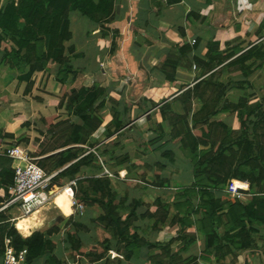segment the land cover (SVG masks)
Instances as JSON below:
<instances>
[{
	"label": "crops",
	"instance_id": "0c3cea01",
	"mask_svg": "<svg viewBox=\"0 0 264 264\" xmlns=\"http://www.w3.org/2000/svg\"><path fill=\"white\" fill-rule=\"evenodd\" d=\"M168 1L114 0L109 19L99 22L72 11L69 16L72 38L65 42V54L75 73L68 74L64 82L58 77L61 68L59 63L35 70L28 79H24L19 77L15 68L0 62V139L14 143L25 132L31 134L34 123L43 121L54 125L74 118V123L82 124L79 115L72 112L70 114L66 109L65 94L81 87H100L106 92L108 101L101 110L99 123L88 138L91 146H76L98 152L103 171L82 167L79 177L99 176L107 170L110 174L107 176L111 181V191L115 193L113 205L118 206L116 212L122 218L127 215L122 213L128 210L127 206L133 200H138L140 205L136 209L137 221H146L147 217L141 215L150 207L143 199L148 195L163 198L169 204L164 225L174 229L176 226L169 223L176 212L174 195L179 187H186L193 182V165L187 157H182L177 152V143L171 141V125L162 117L160 107L168 103L174 113L182 114L180 102L176 99L179 92L176 91L175 84L180 78L192 88L199 80H194L195 76H206L211 62L206 57V45L210 41L218 42L219 52L224 51L227 42L235 38L252 44L264 42V0ZM181 49H185L184 52ZM2 55L0 51V58ZM195 57L200 60V64H195ZM167 61L176 63L175 79L172 81L163 73L167 68H163V65ZM193 64L195 69L192 68ZM29 70L27 66L22 75ZM249 75L247 78L238 75L232 79L238 83L246 81L248 93L253 92V95L250 94L253 99L248 102H257L258 110H263L264 61H255ZM110 99H114L115 103L109 102ZM220 109L218 108L217 119L228 124L227 120L234 118L235 124L238 123L235 114L232 117L219 112ZM256 118V114H253L248 120L252 124ZM234 120L231 119L230 124H234ZM262 121L264 123V118ZM120 123L121 127L116 129L115 124ZM164 141L169 142V145L162 144ZM24 148L28 149L26 146ZM165 151L171 152L172 159L162 155ZM133 157H136L137 171L130 167ZM12 164L10 158L0 156V169L9 167L13 171ZM157 164L161 167H157ZM178 177L182 180L179 181ZM73 180L76 185V179ZM75 185L67 186L71 188ZM171 191H174V195L168 198L167 195L173 193ZM214 192L218 197L224 195L222 190ZM69 195L73 196V191ZM197 200L193 197L194 203ZM119 202L123 205H119ZM68 203L71 204L72 199ZM72 211L69 216H76L77 220L94 231L91 223L95 215L93 208L82 205L74 207ZM37 212L36 210L32 215L38 216ZM19 217L15 216L11 220L14 224L16 220L21 228L27 227L31 232L26 236L30 235L31 225L24 224V219L18 221ZM136 225L140 227L139 234L148 241H164L157 238L158 231L164 226L154 228L146 225L145 228L148 227L149 230L146 231L143 226ZM91 234L79 232L77 237L87 247L96 241L95 233L94 237ZM197 243L204 248L202 239H198L193 245ZM112 251L115 253L112 254ZM119 256L123 257L125 264H150L144 252L135 261L124 257L123 251L116 248L110 249L97 263L117 261ZM38 259L32 263L35 264Z\"/></svg>",
	"mask_w": 264,
	"mask_h": 264
},
{
	"label": "trees",
	"instance_id": "16d2710c",
	"mask_svg": "<svg viewBox=\"0 0 264 264\" xmlns=\"http://www.w3.org/2000/svg\"><path fill=\"white\" fill-rule=\"evenodd\" d=\"M113 2L114 0H18L16 3L12 2L6 6H1L0 40L5 44V47H0V50L4 51V55H8L7 61L10 62V67L18 71L19 77L28 79L33 71L59 63L61 68L58 77L64 82L63 75L75 73L65 54L67 49L65 42L72 38L69 20L70 13L77 11L95 22L103 21L109 19ZM172 2L173 0L168 1V3ZM240 40V38L230 40L232 44L231 51L239 54L225 64H223L222 59H218L223 52H219L218 42L210 41L206 45V57L210 61L218 59L219 67L207 76L197 78L199 80L196 84L198 83L199 87L202 86L203 90H206L210 86L216 85L218 74L223 71L229 73L232 77L238 75L247 77L251 73V67L255 61L262 63L264 60V49H260L259 46L257 47V43H254L247 50L242 51ZM68 49L70 50L71 48ZM181 50L184 52L185 49ZM251 59L252 61H248ZM194 60L195 64H200L198 58L195 57ZM169 63L167 61L166 65H163V68L167 67L163 73L168 80L172 81L175 79L174 70L176 63ZM27 66H29L30 70L22 75ZM206 77L207 79L203 82ZM192 91L193 88L186 87L178 94L176 99L179 100V96L182 94L191 96ZM66 97V109L82 117L87 113L93 114L96 111H101L107 101L106 92L100 87L73 89ZM112 101L115 103L114 99ZM239 104L236 109L238 111L237 117L240 120V127L243 128L249 117L259 112V106L257 102L251 104L248 100H242ZM181 108L184 113L177 114L171 110L168 103L160 107L162 117L171 125V141L174 143L180 142L176 137L175 126L177 124L175 121L183 116L187 120V114L192 107L190 104L186 107L181 104ZM84 123H68L67 120H64L54 124V126L59 127L65 126L64 132L61 131L62 135L56 146L33 152L32 155L38 157L36 163L47 174L57 172L51 180L52 185L58 186L64 179H76V190H74L75 204L88 207L98 206L103 209L100 214L91 219L96 234L95 244L89 246L93 247V253L96 254L93 262H99L110 249L116 248L118 251H123L124 257L135 261L144 252L150 264H158L159 262H154L148 257L151 249L156 248L162 253L161 255L168 256L173 254L172 246L177 243L176 250L187 253L198 239H202L205 246L200 258L208 262L214 260L216 263H221L226 257H229L236 249L241 247L244 241H241L240 238H245L247 242L253 240L254 234L264 238V191L258 190L253 185L250 187V181L246 178L244 180L248 181L249 189L253 193L250 199L241 201L227 198L226 196L218 197L214 191L223 190L229 183L240 182L242 179L240 181L236 179L249 170H244L241 167L243 163H238L235 166L239 169V172L232 174L231 178L226 182L225 179L220 178V172H216L213 168L212 163L215 162L214 159L216 157L208 155L204 159L206 150L199 148V146L206 142L195 139L193 148L187 145L184 140L180 142L182 153L187 158H190L194 167L193 182L186 187H179L174 195L176 212L169 223L175 225L180 233L167 241H148L139 234L140 227L136 225L138 220L136 209L140 205L138 200L132 201L131 211L122 218L115 211L118 207L113 205L115 193L111 191V181L105 173H101L99 176L79 177L82 167L103 171L98 152L76 146L80 144L91 146V144H88V138L95 128L92 125H88L86 121ZM221 125L224 124L221 123ZM120 127L121 123L115 124L116 129ZM199 138L206 139V134L201 135ZM55 148L64 149L55 154L43 155L53 151ZM162 155L172 159L170 151H165ZM157 167H161V165L157 164ZM0 171L13 172L9 167L0 169ZM253 173L258 175V171L255 169ZM193 197L198 199L196 203L193 202ZM157 201H159V198H157ZM3 204L4 201L0 197V264L6 238L10 239L15 249L26 248V264H30L33 260L41 257L47 250L45 236L49 232L33 231L29 236L23 237L15 226L11 224L9 218H5L2 215L4 209H1V207ZM121 204L119 202V205ZM165 205L169 208L168 203ZM141 216L144 217L145 213ZM166 218L167 214L159 219L156 218L153 222V227L157 228L159 223L164 225ZM189 229H194V235L186 240L182 235L186 234ZM220 229H223V232ZM183 239L185 240L183 241ZM118 243L123 245L120 246ZM197 259L191 254L187 257L179 258L181 261L177 264H189ZM112 263L114 262L109 261L106 264Z\"/></svg>",
	"mask_w": 264,
	"mask_h": 264
},
{
	"label": "rangeland",
	"instance_id": "374dc122",
	"mask_svg": "<svg viewBox=\"0 0 264 264\" xmlns=\"http://www.w3.org/2000/svg\"><path fill=\"white\" fill-rule=\"evenodd\" d=\"M17 1L18 0H0V7L6 6L7 4H10L12 2L16 3ZM227 43H229L227 44V50L223 51L220 55V58H218L220 60H223V64L229 62L234 56L239 54H235L234 51H231V41ZM241 43L242 46H240V48H242L243 51L247 50L249 47L252 46V43H250V41L248 43ZM258 46L260 49L263 50L264 42L257 43V47ZM0 47H5V44L1 40ZM0 51L3 54L0 58L1 64L10 67V62L7 61L8 55H4V51ZM218 59H215L214 61L210 62V67L206 71V76L210 72L218 69ZM236 67H238V65H236ZM224 68L226 67L224 66ZM66 77L67 75H63V79H65ZM200 77L201 76H195L194 80ZM217 78L218 79H216V85L210 86L209 88H207L208 90H203V87H199V84L197 83L192 87L193 91L191 96H187V94H182L179 96L178 101L180 102V107L181 104L184 105V107L190 104L192 108L191 111L187 114V120L185 119V116L176 119V137L178 140H180V142H182V140L186 141V144L189 145L191 148L194 147L195 139L199 141H205L206 143L201 144L199 146V148H204L206 150L204 159L207 158L208 155H210V157H216L214 159L215 162L212 163L213 168L216 172H220V178L225 179L226 182H228L232 174H234L235 172H239V169L236 168L235 165L240 162L243 163L241 167L244 170L246 169L249 171L245 172V174H243L241 177H238L236 180L240 181L241 179L244 180L247 178L250 181V187H252L253 185L256 186L258 190L264 191V123L262 121V118H264V109L259 110V112L256 114L257 118L255 119V122L251 124L250 120H247L243 128L240 127V120L238 117V123L236 124L234 118L228 119L227 123L229 125L224 123L220 119H217L218 108H221L219 112H225L231 115L232 117L234 116V114L237 116L238 111L236 112V109L238 105H240L239 103L242 100L251 101L253 99V97L252 99L250 98V94L253 95V92L248 93L249 91L246 88V81L245 83L240 82L242 86H238V84L240 83L234 81V79H232L233 77L225 71L219 73ZM206 79L207 77L203 79V82ZM235 79L239 80V77H236ZM177 80L178 82L175 84L177 87L176 91L180 93L183 89L188 87V83L184 79L179 78ZM67 95L68 94H65V96ZM111 101L112 99L109 100V102ZM182 113H184L183 110ZM101 114V111H96L93 114L87 113L84 117L79 116V118L81 119L82 123L86 121L88 125H92L94 128H96L97 124L99 123V118ZM231 119L232 121L234 120V124H230ZM73 120L75 119L72 118L67 121L68 123H74ZM217 122H221L225 126ZM64 127L65 126L63 125L60 127L54 126L51 122L49 124L48 121L34 123L31 128V134H26L25 132V134H23L21 138H17L15 143L21 146L23 145L24 147L26 146L28 148L27 150L29 153H33L39 150H45L47 148H50L51 146H56L60 136L62 135L61 131L64 132ZM203 134H206V139L199 138ZM180 142H177V152L180 154V156L186 157L180 149ZM167 143L169 145V142H162V144L164 145ZM81 148L88 150V148L84 146ZM60 149L61 148H55L53 151H49L43 155L47 156L55 154ZM188 160L191 161L190 158H188ZM135 162L136 157H133L131 161V166L129 165L133 169V171H137L138 168V164ZM190 163L192 165V162ZM193 169L194 167H192V171ZM254 169L258 171V175H255L253 173ZM0 175V197L5 203V201L8 200L10 196L8 186L11 184L13 172L0 171ZM177 179L179 181L182 180L179 177ZM144 180L148 181V179ZM69 183L70 182L68 181V179H64L60 185L55 186V188L53 189L61 190L63 188L59 192V194L62 195L65 190V187H69L67 186L70 185ZM129 183L131 185L133 184V182ZM71 188H69V194H71L72 191L74 193V190H76L75 186H72ZM225 188L226 186L224 187V189ZM171 192L173 193H169L170 195H167L168 198L174 195V191ZM59 194H56L53 197V203L46 205L40 211L37 210L39 212L38 216L32 215L23 218V216H20L21 213L15 205L5 208L2 211V215L5 218H9L11 224L13 225L14 222L11 219L15 216H20L18 218V221L24 219V224L31 225L32 232H49V234L45 236L47 250L41 257H39L35 264H98L97 262H93L96 258V254L93 253V247H86L81 243L79 237H77V233L79 232H91L94 237L95 232L93 231V228L90 230V226H88L82 221L77 220L76 216H69L68 214L74 208L72 206V203H68V201L71 200V196L69 194H65L62 197ZM157 198H159L160 202L157 201ZM143 200L147 201L150 207L145 213L147 220L137 221L136 223L143 226V228H145L146 225H148L149 227H153L154 220L156 218L159 219L160 217L165 216L169 212V208H167V205H165L166 202L163 200V198L160 197L154 198L153 196L148 195V197H145V199ZM131 204L132 202L129 204V207H127L128 210H124V212H122L124 213V215H128V213L131 211ZM91 208L94 209V217L100 214L103 210L98 206H92ZM38 223H40V225ZM82 224L84 225V227ZM18 225L17 221L15 220L14 226L16 230L23 237H27L26 234L23 235L21 233L20 230H22V228L20 227V224ZM158 226H161V224L159 223ZM162 226L165 227V225ZM164 227L160 229V232L158 231L157 238L160 240L165 241L170 237L178 236L176 235V231L178 234L180 233L177 227H175L174 229H171L167 226L165 227V229ZM145 230L149 231L148 227L145 228ZM220 231L223 232V229H220ZM30 232L31 231H29V233ZM192 235H194V229H189L186 234L182 235V237L187 240ZM185 239H183V241ZM244 239L240 238L241 241H244L241 247L236 249V251H234L228 258L224 259V262H222V264H264V238L258 234H254L253 240L251 242H247V240ZM176 246L177 243L173 244L172 246V255H161L162 253L155 248L150 250V256L148 255V257H150L151 260L154 262H159L158 264H177L179 261H181L179 260V258L187 257L192 254L193 257H197L198 259L196 261H191L189 264L216 263L214 262V260H210L212 262H204V260L200 258V254L203 248L199 247L198 243L190 247L191 249L189 253L177 251ZM114 253L115 251H112V254ZM119 259L122 260L123 257L119 256ZM119 259L117 261L111 260L112 262H114L112 264H125L123 260L120 262Z\"/></svg>",
	"mask_w": 264,
	"mask_h": 264
},
{
	"label": "built area",
	"instance_id": "2783aa9c",
	"mask_svg": "<svg viewBox=\"0 0 264 264\" xmlns=\"http://www.w3.org/2000/svg\"><path fill=\"white\" fill-rule=\"evenodd\" d=\"M192 68L195 69L196 66L193 64ZM0 156L10 158L13 163L12 181L8 186L10 196L1 209L15 205L21 212L20 216H28L35 210L53 203L55 195L53 188L56 185H52L51 180L57 172L47 174L36 163L38 157H34L27 149L15 142L0 139ZM104 173L110 175L107 170H104ZM70 184L75 185V181L70 180ZM245 184L247 187H240ZM222 191L227 198L241 201H247L253 195L247 180L229 183ZM72 206L82 207L81 204H75L73 196ZM26 254V248L17 250L12 246L10 239L6 238L1 264H26Z\"/></svg>",
	"mask_w": 264,
	"mask_h": 264
},
{
	"label": "bare ground",
	"instance_id": "6f19581e",
	"mask_svg": "<svg viewBox=\"0 0 264 264\" xmlns=\"http://www.w3.org/2000/svg\"><path fill=\"white\" fill-rule=\"evenodd\" d=\"M62 189H63V188H62ZM57 191H58V190H55V195H56V192H57ZM69 193H70V189H69V187H66L65 190H64V192H63V194H62V192H61L62 195H60V194H59V195L63 197L65 194H69ZM55 195H54V196H55ZM71 199H72V196H71ZM42 208H43V207H41V208H39V209H37V210H41ZM35 211H36V210H35ZM35 211H34V212H35ZM34 212H33V213H34ZM31 215H32V213H31L30 215H28V216H23V218L29 217V216H31ZM20 219H22V218H20ZM37 225H38V224H37ZM21 232H22L23 234H28V233H29V230H28L27 227H24V228H22Z\"/></svg>",
	"mask_w": 264,
	"mask_h": 264
},
{
	"label": "clouds",
	"instance_id": "9594fccd",
	"mask_svg": "<svg viewBox=\"0 0 264 264\" xmlns=\"http://www.w3.org/2000/svg\"><path fill=\"white\" fill-rule=\"evenodd\" d=\"M242 186H244V187H247V185L245 184V185H242Z\"/></svg>",
	"mask_w": 264,
	"mask_h": 264
},
{
	"label": "snow or ice",
	"instance_id": "6c2138e0",
	"mask_svg": "<svg viewBox=\"0 0 264 264\" xmlns=\"http://www.w3.org/2000/svg\"><path fill=\"white\" fill-rule=\"evenodd\" d=\"M240 187H244V186L240 185Z\"/></svg>",
	"mask_w": 264,
	"mask_h": 264
}]
</instances>
